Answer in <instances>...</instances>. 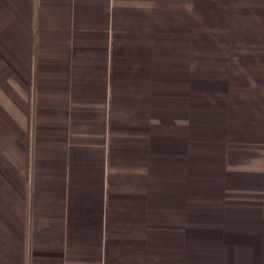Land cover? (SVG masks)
<instances>
[{
	"label": "crops",
	"instance_id": "obj_1",
	"mask_svg": "<svg viewBox=\"0 0 264 264\" xmlns=\"http://www.w3.org/2000/svg\"><path fill=\"white\" fill-rule=\"evenodd\" d=\"M0 264H264V0H0Z\"/></svg>",
	"mask_w": 264,
	"mask_h": 264
}]
</instances>
